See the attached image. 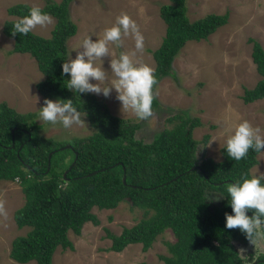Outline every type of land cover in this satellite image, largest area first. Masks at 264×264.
<instances>
[{
  "label": "trees",
  "instance_id": "obj_1",
  "mask_svg": "<svg viewBox=\"0 0 264 264\" xmlns=\"http://www.w3.org/2000/svg\"><path fill=\"white\" fill-rule=\"evenodd\" d=\"M72 1H47L42 7L56 18L49 37L34 32L13 35L15 20L5 21L3 27L5 35L14 39V52L29 53L36 59L45 76L37 83L39 93L44 98L73 99L94 128L86 137L57 141L39 133L41 125L33 119L34 114L19 113L7 101L0 102V181L21 183L25 202L15 211L14 220L19 228H28L13 239L10 257L20 263L54 264L57 248H74L69 232L80 235L87 222L100 224L95 207L115 209L128 201L132 208L144 210V218L119 235L106 229L112 239L111 251L121 252L133 243H141L147 251L159 235L171 230L176 240L168 243L170 255L161 256L165 264H264V252L243 257L236 244L249 241L238 228L224 227L225 213L232 211L227 184L244 173L252 174L259 153L250 149L245 158L234 161L224 145L220 161L200 159L193 130L201 120L187 110L169 116L172 127L145 142L136 137L141 123L113 114L94 93L75 96L65 87L68 76L62 74L67 42L78 31L69 14ZM29 6L14 4L8 12L20 18ZM160 12L167 27L161 45L153 51L154 90L165 76L178 79L173 61L189 40L207 39L229 19L227 13H210L191 21L187 0H170ZM250 40L252 58L262 78L253 88L245 89L246 103L264 98V47ZM159 107L155 96L152 108ZM210 137L206 134L203 141L207 143ZM208 190L224 197L208 203L204 200Z\"/></svg>",
  "mask_w": 264,
  "mask_h": 264
},
{
  "label": "rangeland",
  "instance_id": "obj_2",
  "mask_svg": "<svg viewBox=\"0 0 264 264\" xmlns=\"http://www.w3.org/2000/svg\"><path fill=\"white\" fill-rule=\"evenodd\" d=\"M47 1L61 0H0V102L7 101L19 113L34 114L33 119L41 125L39 133L44 136L57 141L86 137L94 132V128L84 113H81V124L70 129L39 119V107L44 97L39 93L37 83L45 76L32 55L13 51L14 39L3 31L5 21L18 18L9 14L10 6L26 3L38 4L42 8ZM168 3L170 0H73L69 14L78 31L67 42V60L76 55L73 49L79 47L86 35H93L95 39L115 22L118 15L127 13L144 35V48L136 51L133 38L125 36L122 47L109 45L113 56L127 51L135 60L155 69L153 51L161 45L167 27L160 10ZM187 7L191 21L210 13H227L229 19L207 39L189 40L182 47L173 61L178 79L165 76L156 85L154 93L160 107L153 109L151 117L139 120L131 112L122 113L115 90L109 97L96 95L108 104L113 114L141 123L136 137L145 142H151L158 131L172 127L167 121L169 116L187 110L193 118L201 120V125L193 130V137L199 142L198 156L220 161L227 135L241 120H248L264 133V98L251 103L243 100L245 89L253 88L262 78L252 58L250 39L259 41L264 47V0H187ZM52 18L50 25L37 26L33 32L49 37L56 23V18ZM109 59L104 58L105 68L109 67ZM206 134L211 136L207 143L203 141ZM213 139L217 141L208 145ZM251 172L264 174V152L258 154V163ZM24 202L25 195L19 181H0V264H35L34 261L20 263L10 257L13 239L28 231V228H19L14 220L15 211ZM93 212L99 217L100 224L87 222L80 235L69 232L74 248H57L54 264H165L161 256L170 255L168 243L176 240L171 230L159 235L147 251L143 250L141 243L129 244L121 252L109 250L112 239L107 237L106 229L119 235L125 227L144 218V210L132 208L131 203L123 201L115 209L95 207ZM236 247L243 257L248 254L257 257L264 252V248L255 247L250 242L236 244Z\"/></svg>",
  "mask_w": 264,
  "mask_h": 264
},
{
  "label": "clouds",
  "instance_id": "obj_3",
  "mask_svg": "<svg viewBox=\"0 0 264 264\" xmlns=\"http://www.w3.org/2000/svg\"><path fill=\"white\" fill-rule=\"evenodd\" d=\"M53 22L52 16L38 4L28 7L27 14L12 24V34L28 35L37 27H45ZM131 36L135 50L144 48V35L136 21L127 13L118 15L115 22L103 30L102 35H86L76 55L62 63V74L68 76L65 87L75 96L94 93L109 97L113 90L120 102L121 112H131L139 120H146L153 112L155 98L154 85L157 83L155 69L133 58V54L121 51L113 56L109 47L115 44L122 47L123 37ZM109 57V67H104V58ZM100 61V63H98ZM95 81V82H93ZM38 117L51 125L59 124L64 129L81 124V111L73 99L45 97L39 107ZM215 139L211 140V145ZM227 156L239 161L245 158L249 150L264 152V133L248 120L238 122L229 132L225 141ZM228 203L232 211L225 213L226 229L238 228L245 238L255 247L264 248V174H242L241 178L227 184ZM208 203L218 201L224 195L215 190L204 192ZM251 212V214H249Z\"/></svg>",
  "mask_w": 264,
  "mask_h": 264
},
{
  "label": "water",
  "instance_id": "obj_4",
  "mask_svg": "<svg viewBox=\"0 0 264 264\" xmlns=\"http://www.w3.org/2000/svg\"><path fill=\"white\" fill-rule=\"evenodd\" d=\"M66 147H69V146H66ZM65 148V147H64ZM50 156L51 155H49V158H50ZM49 166H50V164H49ZM197 167H199V166H197ZM196 167H193L192 169H195ZM67 172H68V170L64 173V176H66L67 175ZM123 181L125 182L126 181V176H124L123 177ZM256 262V261H255ZM255 262L253 263V264H255Z\"/></svg>",
  "mask_w": 264,
  "mask_h": 264
}]
</instances>
